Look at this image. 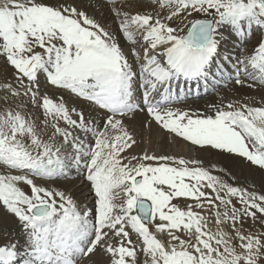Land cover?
Here are the masks:
<instances>
[{
  "label": "snow or ice",
  "instance_id": "obj_1",
  "mask_svg": "<svg viewBox=\"0 0 264 264\" xmlns=\"http://www.w3.org/2000/svg\"><path fill=\"white\" fill-rule=\"evenodd\" d=\"M116 3L0 0V57L14 81L0 85V165L25 173L0 175V211L16 232L0 244V264H261L264 230L251 229H264V193L199 157L130 152L137 140L124 121L144 111L148 127L193 150L264 172V106L228 102L212 115L171 106L182 83L217 74L264 89V0H148L150 10L135 13ZM95 4L113 5L119 37ZM233 41L238 55L224 48ZM29 105L52 129L47 140L21 113ZM72 169L89 184L91 208L35 183Z\"/></svg>",
  "mask_w": 264,
  "mask_h": 264
},
{
  "label": "rangeland",
  "instance_id": "obj_2",
  "mask_svg": "<svg viewBox=\"0 0 264 264\" xmlns=\"http://www.w3.org/2000/svg\"><path fill=\"white\" fill-rule=\"evenodd\" d=\"M133 2H139V4H141V5H145L146 3H148L146 0H142V1H140V0H138V1H136V0H130L129 1V4H134ZM118 3V2H117ZM116 3V4H117ZM134 10V9H133ZM114 24H112L109 20H107V22H106V24H105V27L107 28V30L109 31V29H110V31L112 32L113 31V28H114V26H113ZM253 43H255V39H253L252 40V42H250V43H248V44H246V45H244V47L247 49V48H249V51L252 49V44ZM247 46V47H246ZM241 47V46H240ZM224 48H226V47H224ZM228 48V47H227ZM248 50V49H247ZM227 53V54H226ZM231 53L233 54V51L231 50ZM224 54H226V55H228L229 53L228 52H225ZM237 54H240L239 52L237 53ZM9 71H11L10 72V74H9ZM12 73H13V71L11 70V68L10 67H8V66H6L5 65V63H4V60H3V58L2 57H0V85H2L3 84V82L5 81V80H9L10 82H13L14 83V81H12L11 80V77H12ZM3 76V77H2ZM5 77V78H4ZM6 77H8V78H6ZM2 78V79H1ZM224 78V77H223ZM41 81L43 82V76L41 77ZM42 91H43V88H42ZM62 95V94H61ZM64 95V94H63ZM231 95H233L234 96V98L233 99H235V100H237V101H240V95H239V93L236 91V89H234V88H232V89H229V88H227V87H222L218 92H216V91H211V94H209V97H212V98H215L214 100H215V102H209V104H208V101H206L205 102V104H203V105H201V106H194L193 107V109H195V110H204L205 108H208V107H210V105L211 106H213L214 104L215 105H218V103H219V105L221 106V105H223V104H226V103H228V102H232V99H229V97L231 96ZM4 96V93H3V91H0V98H2ZM65 96V95H64ZM232 96V97H233ZM237 96V97H236ZM66 97H68L67 95H66ZM232 97H230V98H232ZM52 98H54V99H56V100H58L59 99V95L58 94H56L55 92H53V96H52ZM206 98H208V97H206ZM227 99H229V100H227ZM17 103H19V101H17ZM188 105V104H187ZM186 105V102L185 103H183V104H181V105H176L175 107L177 108V109H181L182 108V110H184V109H186V108H188V106ZM177 106H179V107H177ZM4 107H7V105H5L4 103H3V101L2 100H0V109H2V108H4ZM13 107H15V105H13ZM77 107H79V105H77ZM20 111H21V113L23 114V115H25V117H28V118H26V119H29L30 121H34L35 122V125L37 126V132H38V134L41 136V138L42 139H44V140H47L48 139V136L49 135H51V132H52V129L50 128V127H45V125H44V123H43V116H42V114L39 112V110L38 109H35V108H33L31 105H29L28 107H21V109H20ZM92 110L91 109H88V108H85V113H90ZM142 112V111H141ZM139 113V112H138ZM89 116V115H88ZM74 118H76V117H74ZM85 118H88V117H86L85 116ZM150 121V118L148 117L147 119H146V121H145V124H144V126L142 127V129L144 130V131H147L148 132V130L147 129H145L146 128V126H147V122H149ZM125 122V124L127 123H131L130 121H124ZM154 124V123H153ZM134 125V127L135 128H137V125H135V124H133ZM157 126V125H156ZM128 128V127H127ZM157 128V127H156ZM157 131L158 130H160V131H162L163 133H167L166 131H164V130H162L161 128H158V129H156ZM79 135H81V136H83V133H79ZM163 136H165V135H163ZM168 137V138H167ZM143 138H144V136H142L141 137V140H143ZM159 138V137H158ZM88 140H91V137L89 136L88 138H87ZM140 140V141H141ZM161 140H162V138H161ZM158 141H159V139H158ZM166 141H168V144H165V149H174L175 151H177L178 152V154H179V156L177 157V158H180V157H183V158H187L186 156V147L187 146H189V145H187L186 146V144L187 143H185V141H183V140H181V138H178V140H177V137H174V135H170L169 133H167L166 134ZM178 141H179V143H178ZM183 141V142H182ZM24 142H25V144H27L29 141H28V139L25 137V139H24ZM159 142H161V141H159ZM181 142V143H180ZM183 143V144H182ZM185 143V144H184ZM145 144V143H144ZM143 144V145H144ZM177 144V145H176ZM142 145V143L141 144H136L132 149H130L129 151L130 152H132V153H134V154H140V153H142L143 151H152V149H153V147L151 148L149 145L147 146V148H145L144 146ZM184 145V146H183ZM142 148L144 149V150H142ZM184 148H185V150H184ZM142 150V151H141ZM199 150H195V152H198ZM212 153H213V155L214 154H216L215 152H211V153H209L210 155H212ZM125 155H127V153H125ZM216 155H218V154H216ZM220 156V155H219ZM223 157H224V159H225V161L223 160V158L222 157H220L219 158V164L217 163V164H215L216 165V168L217 169H223L224 170V172H225V174H223L221 177L222 178H224V179H226L229 183H232L234 186H238V187H243V185L242 184H240L239 182H238V180H236V179H234V178H230V171H229V169L228 168H226L223 164H225V163H227V162H229V163H231V164H236V165H240V166H248L246 163H244L240 158H236V157H230V156H226V155H222ZM224 161V162H223ZM125 162H127V161H125ZM203 166L204 167H206V165L205 164H203ZM1 170L3 171V170H5V171H8V172H13V171H10L9 169H7L5 166H3V165H0V172H1ZM228 173H227V172ZM20 173V172H19ZM227 173V174H226ZM21 174V173H20ZM22 174H25V173H22ZM213 174H215V175H217L215 172H213ZM72 178H70V177H67V178H60V179H58V180H53V181H63L64 182V180L66 181L65 183H64V186H60V183H56V184H58V186H55V185H53V184H50L51 183V180H43V179H40V178H35V183L36 184H38V185H42V186H45V187H47V188H49V189H51V190H62V191H65L66 193H70L72 196H73V198L75 199V201L77 202V204L81 207V208H83V207H87V208H91L92 207V205H93V200H94V197H93V195H92V193H91V191H90V188H89V184H88V182L83 178V175H80L79 173H77V171L75 170V169H72L71 171H70V174H69ZM229 176V177H228ZM71 180H73V181H71ZM68 181V182H67ZM70 181V182H69ZM69 183V184H68ZM61 184H63V183H61ZM71 184L73 185V186H71ZM67 185V186H66ZM250 186V188L251 189H253V190H255V191H257L258 193H264V186H262V185H260V184H257V183H255L254 182V185H253V183H251V184H249ZM20 186V185H19ZM22 186V187H21ZM20 187L22 188V190H23V188H24V184L23 185H21ZM28 187V186H27ZM66 187V188H65ZM82 187V188H81ZM86 187V188H85ZM76 188H80V190H78L79 191V193H78V191L76 190ZM29 189V188H28ZM251 191V190H250ZM26 193H29L30 194V190H29V192H26ZM77 193V194H76ZM92 196V197H91ZM81 197V198H80ZM117 202H119V201H117ZM173 203H180V201L179 200H174L173 201ZM92 204V205H91ZM237 206H239V205H237ZM205 215H208V213L207 212H205L204 213ZM210 218V221H211V217H209ZM210 227L212 228V231H215V226H214V224H211L210 223ZM246 227H247V225H246ZM14 229H15V221L10 217V216H5L4 214H3V212L2 211H0V244H2V243H4L6 240H8V239H10L12 236H15V234H16V232L14 231ZM251 230H253V231H262V230H264V229H261L260 228V226H258V225H253V227H252V229ZM163 237V238H162ZM157 238L158 239H161V240H167L168 239V237H167V234L166 233H159V236H158V233H157ZM132 239L134 240V241H136V236H132ZM141 260H143V257H141ZM83 264H87V261L85 260V261H83ZM261 264H264V260H262L261 261Z\"/></svg>",
  "mask_w": 264,
  "mask_h": 264
},
{
  "label": "bare ground",
  "instance_id": "obj_3",
  "mask_svg": "<svg viewBox=\"0 0 264 264\" xmlns=\"http://www.w3.org/2000/svg\"><path fill=\"white\" fill-rule=\"evenodd\" d=\"M129 1L130 0H120L117 4L114 5V7H118V8L119 7H123L124 10L130 11V12H133V13H135L137 11L145 12V11H149L150 10L148 8V3H146L145 5H141V4H139V2H133L134 4L132 5V4H129ZM146 1L148 2V0H146ZM95 7L97 9V11L95 13V18L98 21H100L104 26H105L107 20H109L112 24H114L113 25L114 28H113L112 33L114 35H116L117 37H119L120 36V32H119V29H118V20L112 14V12L110 11V8L113 7V5L104 4L103 6H101V4H95ZM86 10H88L89 13L91 14V9H86ZM109 31H110V29H109ZM129 46H131V45H129ZM224 47L227 48L228 45H225ZM247 49L249 50V48H247ZM236 55H238V54H236ZM10 72L11 71H9V74H10ZM217 77L218 78H222L223 81H222V85H219V86L215 87V91L216 92H218L222 87H227L229 89L234 88V89H236V91L241 96L239 98L240 102L247 103V104L252 105V106H264V101H262V99H261V97L264 96V89H260L259 87L250 89L247 86L236 85V84H234L232 82V79H234V76L232 77V79H229L227 73L224 76H219V74H217ZM6 78H8V77H6ZM61 94L63 95V93H61ZM209 94H211V91H207L206 93H200V94H197L195 97H190L189 99L182 100L181 102H177L176 104L171 105V106L175 107L177 104L181 105L182 102H186V105L188 104L187 105L188 108H186L184 110L191 111V112H196V113H202L203 115H212L215 112L216 109H215V107H213L211 105H210V107L205 108L204 110H195V109H193L194 106H201V105L205 104L206 101H208V104H209V102H215V100H214L215 98L209 97ZM232 96L233 95H231L230 97H232ZM206 97H208V98H206ZM230 97H229V99H232V102H236L237 101V100L233 99L234 96L232 98H230ZM65 98H68V97L65 96ZM229 99H227V100H229ZM187 100H189V101H187ZM215 106H220V105L218 103V105H215ZM26 118H28V117H26ZM147 118H148L147 113L142 111V112H139V113L137 112L133 118L125 119V121H130L131 122V123H128V124L126 123V126L128 127V130L135 135V138L137 140V144H141L142 143V145H143L145 143L143 145L145 148H147L148 145L151 148L153 147L152 151L148 150L149 153H155L157 155H169V156L178 157L179 154L174 149H165L164 148L165 144H168V141H166V134L167 133L165 134V133H163L160 130L157 131L156 129H158L159 127L156 126L153 123L151 124V127L146 126L145 129H147L148 132L144 131L142 129V127L144 126L145 121H146ZM150 120H151V118H150ZM133 124L137 125V128H135ZM163 135H165V136H163ZM142 136H144L143 140H141ZM161 138H162V140H161ZM158 139L161 142H159ZM177 140H178V137H177ZM178 143H179V141H178ZM185 143H187V142H185ZM187 145H189V144L187 143L186 146ZM144 149L142 148V150H144ZM184 150H185V148H184ZM185 153L187 155L186 156L187 158H189V157H199L200 159H202L204 161V164L206 165V168L215 169L216 171H214V172L217 175H221L222 176L223 174H225L224 171L220 172L219 169H217L216 165H215L217 163L218 164L220 163L219 162V158L220 157H222L223 160L225 161V159H224V157L222 155H220V156L216 155V154L213 155V153H212V155H210L208 152H200V151L195 152V150H193L191 145L186 147V152ZM223 165L226 168L229 169L230 178L232 177V178L238 180V182L240 184H242L244 188H247L248 190H253V189H251L249 187L250 186L249 184L253 183V185H254V182L264 186V172H261L258 168L249 167V166H240L239 164L236 165V164H231L229 162H227V163H225ZM20 173L19 172H12L11 173V172H8V171H5V170H3V171L1 170L0 175H8V174H10V175H21L22 173L21 174ZM71 176H70V178L73 177V176L72 177ZM71 181H73V180H71ZM65 182H66L65 180H64V182L63 181H53V180H51L50 184L58 186V184H56V183H60V186H64ZM61 183H63V184H61ZM21 185H23V184H21ZM71 186H73V185L71 184ZM23 190L25 192H29V189H28L27 185H24ZM76 190L78 191V190H80V188H76ZM78 193H79V191H78Z\"/></svg>",
  "mask_w": 264,
  "mask_h": 264
}]
</instances>
